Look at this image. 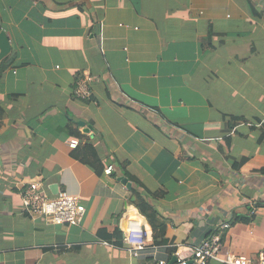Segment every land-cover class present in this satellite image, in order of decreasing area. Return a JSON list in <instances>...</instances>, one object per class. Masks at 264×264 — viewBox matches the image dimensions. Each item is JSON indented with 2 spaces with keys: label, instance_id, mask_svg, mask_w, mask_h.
I'll use <instances>...</instances> for the list:
<instances>
[{
  "label": "crops",
  "instance_id": "crops-1",
  "mask_svg": "<svg viewBox=\"0 0 264 264\" xmlns=\"http://www.w3.org/2000/svg\"><path fill=\"white\" fill-rule=\"evenodd\" d=\"M1 32L0 264H175L172 245L215 234L222 252L255 259L264 0H0ZM84 71L99 81L81 100ZM83 125L90 135L68 148ZM91 151L98 171L82 161ZM31 181L76 195L81 220L29 216ZM125 236L145 240L137 257Z\"/></svg>",
  "mask_w": 264,
  "mask_h": 264
},
{
  "label": "built area",
  "instance_id": "built-area-1",
  "mask_svg": "<svg viewBox=\"0 0 264 264\" xmlns=\"http://www.w3.org/2000/svg\"><path fill=\"white\" fill-rule=\"evenodd\" d=\"M99 81V77L82 72L75 80L73 95L77 99H88L92 93V87ZM1 118V115H0ZM86 127V128H84ZM88 125L79 129L80 136H71L67 139V146L70 149L77 148L83 138L88 137L90 132ZM113 166L108 165L104 169L105 174H111ZM21 205L24 212L29 216L42 217L51 224L74 225L84 215V207L80 204L76 195L59 191L54 198L45 195L40 181H31L21 191ZM223 228L226 227L224 224ZM125 243L128 244L126 251L130 257H137L140 251L145 249V240L131 239L125 236ZM222 242L218 235L211 236L199 244L184 251L181 244H174L172 247L175 264H208L209 261H216L221 264H264V247L258 251L255 259L244 256H237L229 251L222 252ZM158 264H166L159 261Z\"/></svg>",
  "mask_w": 264,
  "mask_h": 264
},
{
  "label": "trees",
  "instance_id": "trees-1",
  "mask_svg": "<svg viewBox=\"0 0 264 264\" xmlns=\"http://www.w3.org/2000/svg\"><path fill=\"white\" fill-rule=\"evenodd\" d=\"M72 136H80L79 135V132L77 131V132H74L73 134H72ZM90 149V148H89ZM92 152V151H91ZM94 153V154H93ZM92 159V160H91ZM97 159H98V157H97V154H96V152H92V155H91V158H90V160L88 159V160H86V159H82V161H84L85 163H87L89 166H91L92 168H95L96 170H97ZM124 168V167H123ZM98 171V170H97ZM126 174V173H125ZM127 175V174H126ZM261 204V206L262 207H264V203L262 202V203H260ZM244 221V222H248V219H239V218H237V216H233V218H231L230 220H229V224H233V223H235L236 221ZM159 230H161V231H163L164 230V228H163V226L162 227H160L159 229H156L155 230V236H156V233H157V231H159ZM159 235H162V234H159ZM115 241L113 242V244L114 245H116V246H120L121 245V241H120V234H118V233H115ZM155 243L156 244H163L164 243V241L163 240H160V241H157L156 240V237H155Z\"/></svg>",
  "mask_w": 264,
  "mask_h": 264
},
{
  "label": "water",
  "instance_id": "water-1",
  "mask_svg": "<svg viewBox=\"0 0 264 264\" xmlns=\"http://www.w3.org/2000/svg\"><path fill=\"white\" fill-rule=\"evenodd\" d=\"M8 40L7 38L4 36V34L1 32L0 33V48L2 49V51L0 52V57L5 54L7 52V48H8ZM91 127H89V132H90ZM119 181H121L122 184L126 185L128 188L130 187V183L128 181V179L124 176H121L118 178ZM172 262H175V259H172Z\"/></svg>",
  "mask_w": 264,
  "mask_h": 264
},
{
  "label": "rangeland",
  "instance_id": "rangeland-1",
  "mask_svg": "<svg viewBox=\"0 0 264 264\" xmlns=\"http://www.w3.org/2000/svg\"><path fill=\"white\" fill-rule=\"evenodd\" d=\"M259 234H261V236H257V234H255V236L257 237V240H264V216L262 217V225H261V229H260ZM233 254H235V253H233ZM252 259H254V257H252Z\"/></svg>",
  "mask_w": 264,
  "mask_h": 264
}]
</instances>
